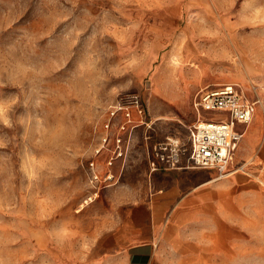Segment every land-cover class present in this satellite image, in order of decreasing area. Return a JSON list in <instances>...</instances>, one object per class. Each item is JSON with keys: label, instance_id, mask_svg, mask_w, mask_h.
Listing matches in <instances>:
<instances>
[{"label": "rangeland", "instance_id": "374dc122", "mask_svg": "<svg viewBox=\"0 0 264 264\" xmlns=\"http://www.w3.org/2000/svg\"><path fill=\"white\" fill-rule=\"evenodd\" d=\"M223 84L255 101L236 170L264 152V0H0V264H114L149 142L135 127L96 153L109 107L137 93L152 137L184 140Z\"/></svg>", "mask_w": 264, "mask_h": 264}, {"label": "crops", "instance_id": "0c3cea01", "mask_svg": "<svg viewBox=\"0 0 264 264\" xmlns=\"http://www.w3.org/2000/svg\"><path fill=\"white\" fill-rule=\"evenodd\" d=\"M247 164L249 171L221 175L197 167L148 171L145 198L110 234L114 264L257 263L264 254V152L247 153Z\"/></svg>", "mask_w": 264, "mask_h": 264}, {"label": "built area", "instance_id": "2783aa9c", "mask_svg": "<svg viewBox=\"0 0 264 264\" xmlns=\"http://www.w3.org/2000/svg\"><path fill=\"white\" fill-rule=\"evenodd\" d=\"M197 116L188 126L184 140L176 135H165L152 140V122L144 118V108L137 93L120 95L109 107L103 122L101 148L112 141L114 156L124 152L123 135L138 125L144 126L143 139L148 144L147 167L149 172L160 169L197 167L213 169L218 175L229 172L235 150L246 131L254 110L255 101L233 84L203 89L194 103ZM216 112L213 117H200V112ZM135 115V116H134ZM111 138V139H110ZM111 159L107 165H111ZM240 165L238 169H242ZM97 179V175H94Z\"/></svg>", "mask_w": 264, "mask_h": 264}, {"label": "bare ground", "instance_id": "6f19581e", "mask_svg": "<svg viewBox=\"0 0 264 264\" xmlns=\"http://www.w3.org/2000/svg\"><path fill=\"white\" fill-rule=\"evenodd\" d=\"M108 178H111V175L109 174ZM211 182V181H210Z\"/></svg>", "mask_w": 264, "mask_h": 264}]
</instances>
